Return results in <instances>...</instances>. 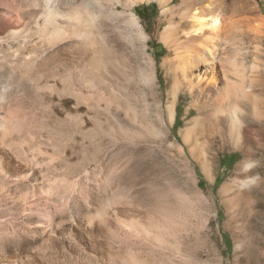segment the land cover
I'll list each match as a JSON object with an SVG mask.
<instances>
[{
    "label": "rangeland",
    "instance_id": "obj_1",
    "mask_svg": "<svg viewBox=\"0 0 264 264\" xmlns=\"http://www.w3.org/2000/svg\"><path fill=\"white\" fill-rule=\"evenodd\" d=\"M83 1L109 14L107 0ZM29 8L0 0V264H244L260 195L230 185L236 128L224 120L234 134L219 148V116L172 81L158 3L134 7L146 44L113 16L97 50L48 46L22 20Z\"/></svg>",
    "mask_w": 264,
    "mask_h": 264
},
{
    "label": "bare ground",
    "instance_id": "obj_2",
    "mask_svg": "<svg viewBox=\"0 0 264 264\" xmlns=\"http://www.w3.org/2000/svg\"><path fill=\"white\" fill-rule=\"evenodd\" d=\"M23 1L31 8L19 9L22 20L25 24H34V31L48 46L74 37L86 46H96L91 50L99 49L105 44L100 37L102 24L111 21L113 16L122 18L137 40L147 42V25L139 21L134 10L136 5L147 0H107L110 9L107 16L91 10L83 0H43L47 7L42 10L36 7L42 0ZM91 1L102 8L100 0ZM154 1L160 7L159 22L166 24L159 35L160 40L173 50V57L165 59L172 67V81L179 84L181 79L199 113L213 111L219 116L216 122L220 133L219 148L227 147L225 143L236 134L237 142L233 147L240 146L239 160L231 171L230 185L245 188L244 193L260 195L259 209L253 213L261 224L252 219L241 230L242 258L244 264H263L264 13L257 1L252 0H178L175 4L174 0ZM39 17L43 18L41 22H38ZM23 57L28 62L38 58L35 53H26ZM52 64L45 71L48 77L56 78L61 64L53 61ZM247 67L252 72L249 75L246 74ZM246 77L248 85L245 84ZM225 119L230 121L232 129L236 128L234 133L229 130L228 137L225 136ZM242 130L243 145L240 141ZM201 162L208 164L211 161L204 159Z\"/></svg>",
    "mask_w": 264,
    "mask_h": 264
}]
</instances>
